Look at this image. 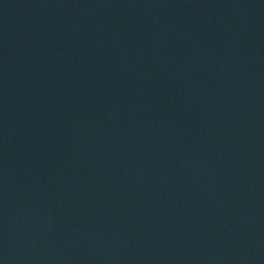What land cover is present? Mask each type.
<instances>
[{"label":"water","instance_id":"1","mask_svg":"<svg viewBox=\"0 0 264 264\" xmlns=\"http://www.w3.org/2000/svg\"><path fill=\"white\" fill-rule=\"evenodd\" d=\"M0 264H264V0H0Z\"/></svg>","mask_w":264,"mask_h":264}]
</instances>
